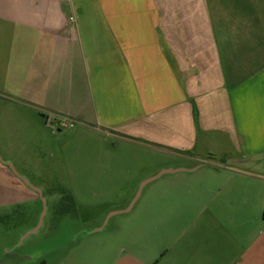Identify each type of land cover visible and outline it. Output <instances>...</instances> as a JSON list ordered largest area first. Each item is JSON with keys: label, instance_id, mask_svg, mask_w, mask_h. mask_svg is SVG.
<instances>
[{"label": "crops", "instance_id": "1", "mask_svg": "<svg viewBox=\"0 0 264 264\" xmlns=\"http://www.w3.org/2000/svg\"><path fill=\"white\" fill-rule=\"evenodd\" d=\"M53 119L132 147L103 152L142 191L165 169L220 170L205 157L233 147L223 214L217 200L134 214L86 264H264V0H0V210L43 200L18 162Z\"/></svg>", "mask_w": 264, "mask_h": 264}, {"label": "rangeland", "instance_id": "2", "mask_svg": "<svg viewBox=\"0 0 264 264\" xmlns=\"http://www.w3.org/2000/svg\"><path fill=\"white\" fill-rule=\"evenodd\" d=\"M49 123L51 128H36L29 135L28 156L18 162L34 181L43 183L47 214L41 221L43 200L0 210V264H59L60 259L61 264H86L103 258L108 250L116 251L124 238L112 236L134 230V214L182 215V200H217L216 210L223 214L233 200L235 156L227 146L222 154L205 157L222 169L165 173L143 189L135 209L109 217L131 204L142 173L126 165L125 158L108 157L103 150L132 147L106 139L76 120ZM258 169H264V162ZM40 222L39 230L31 232ZM97 227L103 228L94 231ZM142 238L140 246L149 248L150 239Z\"/></svg>", "mask_w": 264, "mask_h": 264}, {"label": "water", "instance_id": "3", "mask_svg": "<svg viewBox=\"0 0 264 264\" xmlns=\"http://www.w3.org/2000/svg\"><path fill=\"white\" fill-rule=\"evenodd\" d=\"M172 171H175V170H174V169H165V170H162L159 174H157L156 176H154L153 179H155V178L161 176V175L164 174V173L172 172ZM145 184H146V182H144V183L141 185V188L139 189L138 194L136 195V197H135L134 200L131 202V204H130V206H129L128 208L123 209V210H117V211H115V212H112V213L109 215V217H111V215H113V214H115V213H118V212H124V211L129 210V209L133 206V204L135 203V201L137 200V198L139 197V195L141 194V192H142V187H143ZM35 190H37V191H39V192L41 191V190L38 189V188H35ZM42 199H43L44 207H45V208H44V210H43V212H42L41 221H43V217H44L45 212H46V200H45V198H44L43 196H42ZM41 223H42V222H40L38 226H36L35 228H33V229L31 230V232H35L36 229L41 225ZM102 228H103V227H97L96 229H94V231L101 230Z\"/></svg>", "mask_w": 264, "mask_h": 264}]
</instances>
